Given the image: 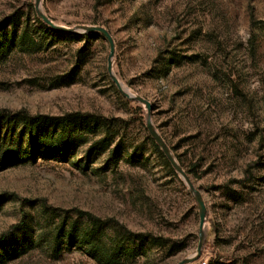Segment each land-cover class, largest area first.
<instances>
[{
    "label": "rangeland",
    "instance_id": "rangeland-1",
    "mask_svg": "<svg viewBox=\"0 0 264 264\" xmlns=\"http://www.w3.org/2000/svg\"><path fill=\"white\" fill-rule=\"evenodd\" d=\"M41 8L56 24L110 33L113 73L150 103L154 127L204 201L201 254L264 264V0H41ZM12 23L26 30V45L9 37ZM0 24V110L88 113L111 119L114 134L108 150L78 144L67 157L33 160L20 127L0 125V152L13 145L28 158L0 165V235L23 224L12 246L24 247L0 264H177L194 254L196 203L152 147L144 105L111 81L103 36L50 31L34 0H0ZM70 228L69 249L55 254Z\"/></svg>",
    "mask_w": 264,
    "mask_h": 264
},
{
    "label": "trees",
    "instance_id": "trees-1",
    "mask_svg": "<svg viewBox=\"0 0 264 264\" xmlns=\"http://www.w3.org/2000/svg\"><path fill=\"white\" fill-rule=\"evenodd\" d=\"M38 20V19H37ZM46 29L47 26L44 25ZM7 27L5 24H0V33H5ZM11 35L9 37L19 39L18 46L26 45L25 39L27 37L26 30L20 31L17 25L12 23ZM57 33L63 37H74L73 34H67L59 31L50 30ZM96 34L89 33L86 37L95 36ZM5 38H8L6 34H3ZM7 40V39H6ZM6 42V41H5ZM111 119H107L102 116H94L88 113H72L65 116H29L24 112H6L0 110V125H12L20 127L21 138H25L27 151L31 155L30 158L33 160L41 156H52V157H67L74 149L75 146L84 145L90 143V148L95 151H101L104 149H110L114 134L112 132L113 124L109 123ZM58 132H56V130ZM0 129V136H1ZM93 135V140H88L87 135ZM78 142V143H75ZM152 147L156 150L157 154L165 161L161 151L158 146L151 140ZM3 147V146H2ZM4 151L0 152V165L6 161L15 162H25L28 158L24 159L21 155L17 156L16 153L12 154L13 145L10 147H3ZM1 151V148H0ZM115 150H110L113 154ZM21 156V157H20ZM181 164V163H179ZM183 169V166L180 165ZM184 170V169H183ZM186 173L187 170H185ZM96 223V222H95ZM94 223V225H95ZM23 224H13L10 226L8 231L0 235V248H4L6 244L10 247L5 249L2 254H0V263L3 258H13L16 257L20 252H23L24 247L22 243L15 244L12 246L13 242L17 243V234L23 230L21 228ZM77 231V230H76ZM72 228L64 232V241L58 245L53 246L52 250L55 254H59L62 249L70 247L71 235H73ZM13 240V241H12ZM89 243V242H88ZM69 249V248H68Z\"/></svg>",
    "mask_w": 264,
    "mask_h": 264
},
{
    "label": "water",
    "instance_id": "water-1",
    "mask_svg": "<svg viewBox=\"0 0 264 264\" xmlns=\"http://www.w3.org/2000/svg\"><path fill=\"white\" fill-rule=\"evenodd\" d=\"M34 9H35V13L37 17L44 24H46L48 27H50L51 29L55 31H59V32L67 33V34H73V35H84V34H89V33H97L103 36V38L107 41L108 46H109V53H108L107 61H106V71L111 81L113 82L118 92L123 97L129 100H134L144 105L147 111L146 128H147L149 135L154 140L155 144L159 147L162 154L167 159V161L169 162L173 170L176 172V174H178L182 178V180L184 181L185 185L187 186L189 192L191 193L196 203L197 210H198V219H199V224H198L199 236H198L197 248L194 254L183 258L177 264H188V263L194 262L201 255V248H202V244L204 240V221H205V213H206L204 201L200 195V192L194 187L192 181L190 180L186 172L182 169L180 164L177 162V160L171 153L163 137L154 127L150 119V115H149L150 110H151L150 103L146 99H144L142 96L137 95V94L132 95L128 90L124 89L122 87V83L118 80L116 75L113 73L112 57L114 54V43H113L110 33L104 27H101L98 25H77L75 27H66L63 25L56 24L42 10L41 0H34Z\"/></svg>",
    "mask_w": 264,
    "mask_h": 264
},
{
    "label": "built area",
    "instance_id": "built-area-1",
    "mask_svg": "<svg viewBox=\"0 0 264 264\" xmlns=\"http://www.w3.org/2000/svg\"><path fill=\"white\" fill-rule=\"evenodd\" d=\"M188 264H215V263H209L208 258L205 257V254L203 253L200 255V257L197 260Z\"/></svg>",
    "mask_w": 264,
    "mask_h": 264
},
{
    "label": "bare ground",
    "instance_id": "bare-ground-1",
    "mask_svg": "<svg viewBox=\"0 0 264 264\" xmlns=\"http://www.w3.org/2000/svg\"><path fill=\"white\" fill-rule=\"evenodd\" d=\"M122 87L126 90H128L132 95L134 94L132 91H130L128 88H126L124 85H122Z\"/></svg>",
    "mask_w": 264,
    "mask_h": 264
}]
</instances>
